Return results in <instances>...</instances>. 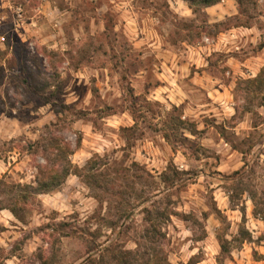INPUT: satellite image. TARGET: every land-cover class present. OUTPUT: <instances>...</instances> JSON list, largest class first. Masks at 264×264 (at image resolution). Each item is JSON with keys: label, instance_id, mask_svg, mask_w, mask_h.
<instances>
[{"label": "rangeland", "instance_id": "rangeland-1", "mask_svg": "<svg viewBox=\"0 0 264 264\" xmlns=\"http://www.w3.org/2000/svg\"><path fill=\"white\" fill-rule=\"evenodd\" d=\"M243 3L0 0V264H39L52 246L54 264H83L107 239L133 250L155 199L173 213L161 246L171 264L198 253L218 264L219 232L230 241L222 264H264V220L250 192L230 202L223 178L247 163L243 188L264 201V90L244 84L264 67V0ZM173 105L194 124L172 135L177 150L164 139ZM50 133L76 149L74 165L95 169L19 206L46 163L27 144ZM170 165L181 180L154 198ZM93 175L96 191L84 183Z\"/></svg>", "mask_w": 264, "mask_h": 264}, {"label": "trees", "instance_id": "trees-1", "mask_svg": "<svg viewBox=\"0 0 264 264\" xmlns=\"http://www.w3.org/2000/svg\"><path fill=\"white\" fill-rule=\"evenodd\" d=\"M186 1H197L205 7H210L218 4L222 0ZM236 1L238 2L240 7L244 4V0ZM217 26L219 25H216L215 27ZM228 28L230 27L228 26ZM262 48H264V43H262L260 46V49ZM244 84L247 87V92L251 90V88L264 90V67L260 70L256 77L245 80ZM261 106H264V103L261 104ZM109 111L106 113L107 116L117 113L116 111L111 112L112 109H109ZM164 126L166 128L165 130H167L164 133V139L172 147L173 150H177V143L172 139L173 134L179 133L181 130H188L191 132V134H194V130L192 131V129H190L194 126V124H191L189 123V121H186V119H183L182 106H172V109L167 113V118L164 121ZM27 149H34L35 154H40L45 159L46 163H37V165H35L37 174L35 176L33 184L22 185L23 190L17 194L18 197L16 200L19 206L21 204H27L28 197L32 194L44 195L59 191L71 175H76L79 178L84 179V177L82 176L83 170H88L90 172L88 173V175H90L92 174L91 172H93V170L95 169V165H93L94 159H90L84 168L74 165L71 160V156L75 153L76 149H74L71 144L65 143L60 137H57V135L51 133L47 138L41 136V138L38 140L29 141L27 144ZM247 167L248 165L247 163H245L240 171L223 177L227 182L225 186L231 184L228 191V197L230 202L233 203L235 202L236 198H238V195L240 196L241 194H244V192H250L252 196L251 200L254 204V214L261 216V218L264 220V201L258 202L259 193L255 190H248L246 188H243V180ZM180 175L181 172L178 171L177 168L173 165H170L161 175V183H163L166 188L163 189V191L157 189V193L154 194V198H158L160 196L168 198V192H170L172 188L178 186V181L181 180ZM149 176H152L151 173H149ZM92 178L93 182L89 181V179H85L84 183L90 189L96 191L97 188H101L103 185H97L99 182L94 175ZM1 182L2 181L0 179V185ZM24 191H26V193ZM95 198L101 201L103 200L102 197L98 194H95ZM160 203V201H157L155 199L154 201H151L150 207H145L144 209L145 229L143 231V234L141 235L142 242H144L143 245L142 243L138 242L136 243L135 249L127 250L123 248L120 243L115 242L114 239H107L105 242L101 243L100 245H96L92 250H90L88 256L84 259L83 264H171L168 255L164 252L161 246L166 241V233L163 231V224L166 220L170 219L173 213L168 212V209L166 207H163V202L161 204ZM9 209L15 217H17L18 219L21 218L16 208L9 207ZM218 215L221 219V223H223V216L221 215V213H218ZM126 218H130V213L126 215ZM120 223L121 218L118 221H114L113 223H111L112 225L109 227L113 228L114 230L116 226H120ZM65 225L61 224V227L67 229L68 225ZM240 232L242 235V242L246 241L247 239H252V236L248 231H245L243 229ZM217 238L221 247L220 257H218V264H222V256L229 255L230 253V241L226 238L224 232H219ZM53 250L54 247L52 246L47 254L46 252L38 253V263L54 264ZM202 260L203 256L201 255V253L194 254L189 259L187 264H199L200 262H202Z\"/></svg>", "mask_w": 264, "mask_h": 264}, {"label": "crops", "instance_id": "crops-1", "mask_svg": "<svg viewBox=\"0 0 264 264\" xmlns=\"http://www.w3.org/2000/svg\"><path fill=\"white\" fill-rule=\"evenodd\" d=\"M20 11V8H17V12H19ZM2 45H4V43H1ZM207 142H211V139H208V141H206V139H205V141H204V143H203V145H206L207 144ZM214 143H212V144H207V146L208 147H210V146H214L215 148H221V146H222V143L224 142V140L222 139V138H220V139H215V141H213ZM202 145V146H203ZM226 146H227V144H226ZM221 150V149H220ZM220 150L218 151V153L220 152ZM232 156H234V153L233 154H231V157ZM219 170H221V168L219 169ZM201 263V262H200Z\"/></svg>", "mask_w": 264, "mask_h": 264}, {"label": "built area", "instance_id": "built-area-1", "mask_svg": "<svg viewBox=\"0 0 264 264\" xmlns=\"http://www.w3.org/2000/svg\"><path fill=\"white\" fill-rule=\"evenodd\" d=\"M18 16H19V18H22V13L20 11L18 12ZM5 41H6L5 37L4 36H0V42L1 43H5Z\"/></svg>", "mask_w": 264, "mask_h": 264}]
</instances>
